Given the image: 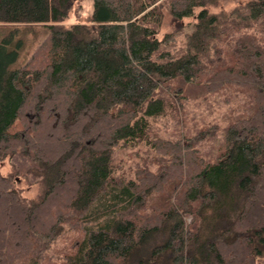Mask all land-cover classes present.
Masks as SVG:
<instances>
[{
	"label": "trees",
	"instance_id": "trees-1",
	"mask_svg": "<svg viewBox=\"0 0 264 264\" xmlns=\"http://www.w3.org/2000/svg\"><path fill=\"white\" fill-rule=\"evenodd\" d=\"M86 1L0 0V264H264V0Z\"/></svg>",
	"mask_w": 264,
	"mask_h": 264
},
{
	"label": "rangeland",
	"instance_id": "rangeland-1",
	"mask_svg": "<svg viewBox=\"0 0 264 264\" xmlns=\"http://www.w3.org/2000/svg\"><path fill=\"white\" fill-rule=\"evenodd\" d=\"M226 7V9H229L232 5L231 2L225 1L223 3ZM91 2L86 1L85 2V9L86 12L82 16L81 20H84L86 18V15L91 10ZM74 16L70 15L69 20L64 21V24L68 23H74ZM77 21V20H76ZM192 21L190 18H186L183 20L184 22V28L187 29L188 22ZM170 21L169 18L166 17L164 26L161 31V35H163L165 32L170 31ZM50 35V28L44 25H24V24H0V44L3 43L6 47V50L9 52L15 51L17 53L16 60L13 61L10 64V67H17L26 61V59L30 56L32 51L36 48L37 45H39L40 42L46 40ZM199 92L196 90L195 94H198ZM229 93H223L221 92L220 95L217 97L219 99H222L224 96L228 95ZM240 102H241V95L239 96ZM195 105L198 112H200L201 119L199 120L200 127L203 126L202 121H211L213 118H215L216 121L222 122L224 116H226L227 109L232 106V101L227 102V105L221 103L215 102V99L213 96H211V99L209 103L203 102V100L196 98L193 101L190 102V106ZM193 120L195 121V118L193 117ZM20 127L19 122L17 121L14 124V129H17ZM208 147L213 150V142L209 141L207 142ZM9 165L8 163H5L4 166L1 167V171L3 173H6L9 171ZM21 187H24L23 183H21ZM39 188L38 186L30 187L25 189V195L26 196H33L36 192H38Z\"/></svg>",
	"mask_w": 264,
	"mask_h": 264
}]
</instances>
